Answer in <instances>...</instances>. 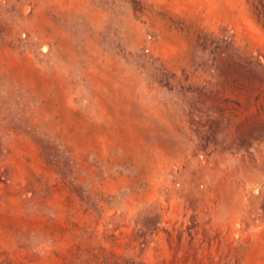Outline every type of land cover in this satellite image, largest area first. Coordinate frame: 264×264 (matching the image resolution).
<instances>
[{
    "label": "rangeland",
    "instance_id": "obj_1",
    "mask_svg": "<svg viewBox=\"0 0 264 264\" xmlns=\"http://www.w3.org/2000/svg\"><path fill=\"white\" fill-rule=\"evenodd\" d=\"M0 264H264V0H0Z\"/></svg>",
    "mask_w": 264,
    "mask_h": 264
},
{
    "label": "bare ground",
    "instance_id": "obj_2",
    "mask_svg": "<svg viewBox=\"0 0 264 264\" xmlns=\"http://www.w3.org/2000/svg\"><path fill=\"white\" fill-rule=\"evenodd\" d=\"M28 8H29V7H27V8L25 7V11H26V12H28Z\"/></svg>",
    "mask_w": 264,
    "mask_h": 264
}]
</instances>
